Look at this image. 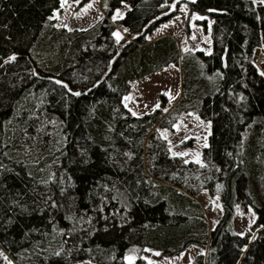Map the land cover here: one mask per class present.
<instances>
[{"label":"trees","instance_id":"1","mask_svg":"<svg viewBox=\"0 0 264 264\" xmlns=\"http://www.w3.org/2000/svg\"><path fill=\"white\" fill-rule=\"evenodd\" d=\"M169 1L100 0L97 23L68 29L51 19L60 0H0L1 264H151L147 248L191 247L189 264H264V4L187 0L204 31L211 19V51L185 63L171 107L135 115L130 83L180 60L171 36L147 37ZM186 112L210 123L202 164L159 132ZM202 191L220 198L212 226ZM235 203L255 213L243 235Z\"/></svg>","mask_w":264,"mask_h":264},{"label":"rangeland","instance_id":"2","mask_svg":"<svg viewBox=\"0 0 264 264\" xmlns=\"http://www.w3.org/2000/svg\"><path fill=\"white\" fill-rule=\"evenodd\" d=\"M253 1L264 4L261 0ZM126 7L127 3L122 2L121 7L114 10L111 19L121 17ZM173 9L174 14L160 21L147 34V37L150 39L157 35L171 36L175 40L180 54L179 63H170L162 70L130 83V89L123 96L122 102L135 115L151 112L162 102L166 109L171 107L181 93L185 63L197 56V50H202L206 54L211 51L209 35L211 19L207 21L208 30L204 31L197 23L198 20L202 19V16L189 11L187 0H170L167 12ZM102 15L100 0H60V8L53 11L51 19L59 27L84 29L97 23ZM164 25L167 27H163ZM263 54L264 51L258 49L252 58V62L259 68L264 62L259 66L256 63V57L257 55L263 56ZM257 67L256 69L259 71ZM217 73L219 74V72ZM159 132L168 141L171 155H180L187 160L199 164L203 163L202 150L207 145L210 132L209 122L201 120L195 113L186 112L177 118L172 129L160 128ZM196 200L205 210L208 224L214 225L221 216L219 196H210L206 191H202ZM254 220L255 213L251 207L242 209L238 203L234 204L231 220L233 232L243 235ZM199 251V249L191 247L178 256L169 257L167 254L147 248L142 257L151 264H189ZM132 258L133 256L129 257V259ZM76 264L93 263L89 260H81Z\"/></svg>","mask_w":264,"mask_h":264},{"label":"snow or ice","instance_id":"3","mask_svg":"<svg viewBox=\"0 0 264 264\" xmlns=\"http://www.w3.org/2000/svg\"><path fill=\"white\" fill-rule=\"evenodd\" d=\"M262 3H264V0H261ZM174 7V6H173ZM119 14V13H118ZM163 27H167V25H164ZM116 35V34H114ZM12 59H15V57H12ZM75 95H79V93H75ZM127 99V98H126ZM157 107H159V105H157ZM158 255V253H157Z\"/></svg>","mask_w":264,"mask_h":264},{"label":"built area","instance_id":"4","mask_svg":"<svg viewBox=\"0 0 264 264\" xmlns=\"http://www.w3.org/2000/svg\"><path fill=\"white\" fill-rule=\"evenodd\" d=\"M119 31H120L121 33H123V32H124L123 30H119ZM129 37H130V35H128V37H127V38L129 39Z\"/></svg>","mask_w":264,"mask_h":264},{"label":"crops","instance_id":"5","mask_svg":"<svg viewBox=\"0 0 264 264\" xmlns=\"http://www.w3.org/2000/svg\"><path fill=\"white\" fill-rule=\"evenodd\" d=\"M159 35H157V36H154V37H152V38H150L149 40H151V39H154V38H156V37H158Z\"/></svg>","mask_w":264,"mask_h":264},{"label":"water","instance_id":"6","mask_svg":"<svg viewBox=\"0 0 264 264\" xmlns=\"http://www.w3.org/2000/svg\"><path fill=\"white\" fill-rule=\"evenodd\" d=\"M252 61V60H251ZM253 63V62H252ZM255 66V65H254ZM256 67V66H255ZM260 73V72H259ZM264 76V69H263V73H261ZM1 264V263H0Z\"/></svg>","mask_w":264,"mask_h":264}]
</instances>
